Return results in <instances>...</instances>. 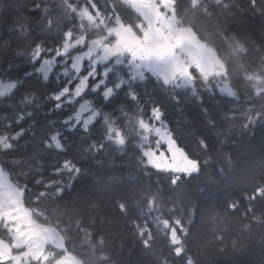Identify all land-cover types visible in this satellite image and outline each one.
Returning a JSON list of instances; mask_svg holds the SVG:
<instances>
[{
	"label": "snow or ice",
	"instance_id": "1",
	"mask_svg": "<svg viewBox=\"0 0 264 264\" xmlns=\"http://www.w3.org/2000/svg\"><path fill=\"white\" fill-rule=\"evenodd\" d=\"M12 7L0 0V11ZM61 8L58 33L49 6L34 4L38 21L14 19L0 35V264H118L105 234L113 220L73 221L82 214L71 207L105 184L125 183L98 172L113 154L135 173L115 201L120 216L146 251L158 236L169 250L154 253L153 264H197L184 238L202 198L229 189L249 166L224 149L236 132L264 127V103H256L264 101V32L257 47L221 18L243 13L264 29V0H62ZM234 81L247 82L243 93ZM157 89L181 112L195 103L204 131L175 127ZM188 136L193 146H181ZM168 193L188 200L165 218ZM257 197L264 185L245 196L236 217L243 231L264 227L253 214ZM88 207L98 204L88 199ZM240 208L237 199L223 205L224 214Z\"/></svg>",
	"mask_w": 264,
	"mask_h": 264
},
{
	"label": "trees",
	"instance_id": "2",
	"mask_svg": "<svg viewBox=\"0 0 264 264\" xmlns=\"http://www.w3.org/2000/svg\"><path fill=\"white\" fill-rule=\"evenodd\" d=\"M8 2L13 7L11 11H0V35L4 34L5 28L11 27L14 19L18 23L38 21L41 15L40 11H29L34 4H40L41 7L47 4L50 11L52 4H54L57 8H54L55 12L51 16L53 33H58L62 29L63 10L60 8L62 0H8ZM78 2L84 3V0H78ZM100 2L103 4L104 0H100ZM221 19L224 27L231 28L232 31H245L248 38L256 41L257 47L259 46L260 36L264 32L259 19L245 16L243 13ZM57 21H61L59 26H57ZM261 54L264 55V53ZM6 55L9 59L12 58L11 52ZM4 56L5 53L0 49V63L3 62ZM246 86V81H234V87L241 93L244 92ZM148 87L151 92L152 86L149 85ZM45 90L43 87L37 89L38 92ZM156 99L165 104L167 117L175 127L186 131L197 129L204 131L202 118L195 103L179 106L183 108L181 112L177 106L167 101L159 89H157ZM256 103L259 107L264 101L257 99ZM51 118L58 120L61 117L53 116ZM188 122L195 126L194 129H186L185 126ZM236 123L239 124L241 121ZM184 144H188L189 147L193 146L192 138L190 136L185 137L181 146ZM224 150H231L234 155L238 154L242 160L249 162V166L238 174L235 184L229 189H217L211 197L202 198L204 201L202 210L195 223L189 227L188 235L184 238L187 254L197 264H264V227L253 223L249 231H243L240 225L244 221H240L239 224L236 223V217L248 207L245 196L252 195L255 187L264 185V166H261L260 163V158L264 155V127L258 125L252 132L244 136L240 132H236L229 146ZM70 153L71 149L69 150ZM109 160L113 162L109 163ZM121 163V159L113 154L112 157L104 160V165L98 169V172L103 179L111 176H124L125 183L122 184L118 181L111 185L105 184L95 196L90 198L81 196L77 203L71 207L79 208L82 216H72V219L74 221L78 218H84L86 224L90 219L97 216L113 220L110 227L106 228L105 234L108 236L110 251L118 264H153L154 253L158 254L163 251L168 254L169 250L162 248V238L158 236V242L154 245L153 252L146 251L139 239L133 234L131 226L120 216L115 201L120 197L122 188L131 187L135 182V173L124 171L121 168ZM168 196L173 197V202L167 207L174 206L176 211L175 213H168L167 207H165V218H168L169 215L178 216L181 205L187 202L188 197L182 196L176 200L173 193H168ZM88 199H92L98 204V207L96 209L88 207ZM231 199L240 200V212L224 214V202ZM216 204H220L221 207L215 208L214 205ZM252 207L254 209L253 214L264 219V199L257 197L252 202ZM216 212L221 213L218 218H214ZM65 219L67 220L68 217ZM214 236H222L223 239H216ZM175 264H184V261L176 258Z\"/></svg>",
	"mask_w": 264,
	"mask_h": 264
},
{
	"label": "rangeland",
	"instance_id": "3",
	"mask_svg": "<svg viewBox=\"0 0 264 264\" xmlns=\"http://www.w3.org/2000/svg\"><path fill=\"white\" fill-rule=\"evenodd\" d=\"M81 4H83V3H81ZM54 8H57L54 4H52V7H51V11H52V13H54L55 12V10H54ZM61 8V7H60ZM62 9V8H61ZM63 10V9H62Z\"/></svg>",
	"mask_w": 264,
	"mask_h": 264
}]
</instances>
